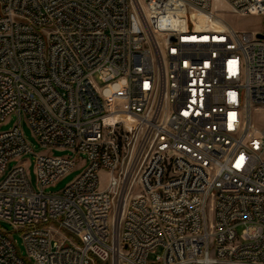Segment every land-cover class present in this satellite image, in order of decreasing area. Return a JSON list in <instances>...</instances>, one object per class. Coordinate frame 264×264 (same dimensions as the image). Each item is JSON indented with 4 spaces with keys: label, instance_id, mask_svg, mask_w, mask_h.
<instances>
[{
    "label": "built area",
    "instance_id": "built-area-1",
    "mask_svg": "<svg viewBox=\"0 0 264 264\" xmlns=\"http://www.w3.org/2000/svg\"><path fill=\"white\" fill-rule=\"evenodd\" d=\"M264 0H0V264H264ZM264 34V33H262ZM163 38V43L159 37ZM173 40H170V38ZM83 155L60 193H45ZM107 173L101 188L100 173ZM160 249L155 261L150 256Z\"/></svg>",
    "mask_w": 264,
    "mask_h": 264
},
{
    "label": "rangeland",
    "instance_id": "rangeland-1",
    "mask_svg": "<svg viewBox=\"0 0 264 264\" xmlns=\"http://www.w3.org/2000/svg\"><path fill=\"white\" fill-rule=\"evenodd\" d=\"M216 10H218L220 13V17L234 30L241 31V32H258V33H264V15H238L233 13L229 7L223 3L222 1H217L215 3ZM160 41L163 43V38L159 37ZM21 121V129L23 131V134L25 136L26 141L30 145L32 149V154H28L21 158V162L26 163L27 170L31 179L32 186L34 188L37 187V181H36V175H35V155H41V154H50L54 157H69L72 156V158H76V161L79 163L78 166L69 172L65 177H63L59 182H57L54 186H51L45 190V193H60L62 190H64L77 176H79L83 168H78L82 165V163L86 160V157L83 155L75 156L72 152L69 151H61V150H48L46 148L41 147V145L38 143L36 138L33 136L31 129L24 117H22ZM252 121L253 124L261 129L264 130V109L259 111H253L252 112ZM19 122V117L17 115L10 116L6 122L2 125H0V132H6L9 131L11 128H13L16 124ZM18 162L11 161L8 165V169L6 170V173L3 177H5L9 171L17 165ZM0 178V181L3 179ZM107 173L101 172L100 173V180H101V188H105L106 182H107ZM0 227L4 229L5 231L12 233V236L14 240L17 242V246L20 249V252L23 257H27V253L25 250V247L23 245V239L22 235L19 232H14V229L12 226L5 222H0ZM162 251L158 249L155 254H152L150 256V261H155L156 257L161 255Z\"/></svg>",
    "mask_w": 264,
    "mask_h": 264
},
{
    "label": "water",
    "instance_id": "water-1",
    "mask_svg": "<svg viewBox=\"0 0 264 264\" xmlns=\"http://www.w3.org/2000/svg\"><path fill=\"white\" fill-rule=\"evenodd\" d=\"M257 36L258 38L264 39V34L262 33H259ZM170 40H173V38L171 37Z\"/></svg>",
    "mask_w": 264,
    "mask_h": 264
}]
</instances>
